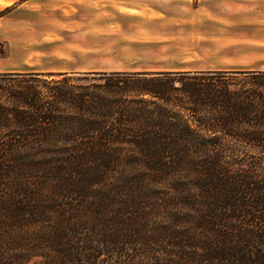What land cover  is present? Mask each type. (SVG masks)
Instances as JSON below:
<instances>
[{
	"label": "trees",
	"instance_id": "trees-1",
	"mask_svg": "<svg viewBox=\"0 0 264 264\" xmlns=\"http://www.w3.org/2000/svg\"><path fill=\"white\" fill-rule=\"evenodd\" d=\"M78 74L17 96L0 264H264V72Z\"/></svg>",
	"mask_w": 264,
	"mask_h": 264
},
{
	"label": "rangeland",
	"instance_id": "rangeland-1",
	"mask_svg": "<svg viewBox=\"0 0 264 264\" xmlns=\"http://www.w3.org/2000/svg\"><path fill=\"white\" fill-rule=\"evenodd\" d=\"M27 1L17 0L0 8V37L11 38L0 40V169L16 158L25 159L21 163L26 162V166L44 168V164L54 160L55 155L47 147H26L27 143L16 136L15 128L16 118L27 119L33 114L17 99L25 87L36 85L35 78L61 79L48 78L46 73L76 74L70 75L72 82L84 84L92 76L78 73L239 69L245 67L234 62L247 59L264 68V51L233 49L217 56L216 51L190 49L183 41H176L172 27L169 37L174 40H143L146 32L155 33L163 27L143 18H130L136 13L130 11L128 0H33L35 4ZM219 61L228 64L221 66ZM238 71L242 70H216ZM30 73L41 75H26ZM3 181L0 177V186ZM4 196L1 194L0 199ZM27 264H40V260L34 258Z\"/></svg>",
	"mask_w": 264,
	"mask_h": 264
},
{
	"label": "crops",
	"instance_id": "crops-1",
	"mask_svg": "<svg viewBox=\"0 0 264 264\" xmlns=\"http://www.w3.org/2000/svg\"><path fill=\"white\" fill-rule=\"evenodd\" d=\"M16 1L0 0V8ZM128 4L130 11L136 13L135 16L130 15V18H143L163 27L155 33L146 32L143 40H174L169 37V27H172L177 35L176 41H183L190 49L216 51L217 56L233 49L264 51V0H128ZM0 40L10 41L11 38L2 35ZM234 63L245 68H178L163 71L264 70L255 61L250 62L248 59ZM217 64L223 66L228 63L219 61Z\"/></svg>",
	"mask_w": 264,
	"mask_h": 264
}]
</instances>
